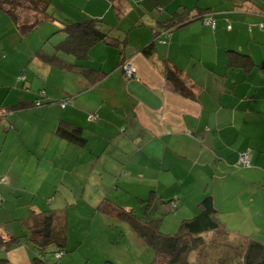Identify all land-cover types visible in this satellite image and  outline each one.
<instances>
[{
    "label": "crops",
    "instance_id": "1",
    "mask_svg": "<svg viewBox=\"0 0 264 264\" xmlns=\"http://www.w3.org/2000/svg\"><path fill=\"white\" fill-rule=\"evenodd\" d=\"M50 1L53 24L100 20L119 47L99 42L92 48L87 65L102 71L92 83L43 63L37 53L52 50L26 41L29 34L0 10V109L33 103L42 89L53 101L13 114L0 110L1 231L22 227L20 220L32 211H49L35 199L25 204L18 192L33 186V156L62 145L56 131L64 121L81 127L88 139L85 149L66 142L67 152L112 156L120 173L115 187L130 190L140 208L155 192L163 201L177 200L179 218L190 219L212 193L227 229L253 238L259 233L264 243V0ZM179 13L203 14L214 25L197 17L169 37L158 32ZM154 43L156 54L147 58L143 49ZM229 51L248 55L254 66L233 67ZM122 59L134 65L131 80ZM165 64L183 71L195 100L176 92L164 76ZM65 100L72 103L63 107ZM51 149L56 157L59 150ZM245 153L251 167L238 168ZM43 175L36 195L45 187L58 192L56 170ZM2 255L6 264H32L24 245Z\"/></svg>",
    "mask_w": 264,
    "mask_h": 264
},
{
    "label": "trees",
    "instance_id": "2",
    "mask_svg": "<svg viewBox=\"0 0 264 264\" xmlns=\"http://www.w3.org/2000/svg\"><path fill=\"white\" fill-rule=\"evenodd\" d=\"M50 5V0H0V10L13 20L22 35L29 34L44 21L56 19L49 12ZM26 10L32 13L29 19H25L20 14V11ZM187 15L177 14L173 20L163 24L161 26L163 29L159 28L158 32L169 37L173 30L198 17L191 18ZM198 18L206 20L203 14ZM102 23L94 18L63 23L61 31L65 38L54 45L51 52L39 51L37 55L47 65L61 71L80 74L90 82L96 83L102 71L87 65L92 57V48L99 42L119 47L118 40L110 37L102 29ZM143 53L147 58L153 57L156 54L155 43L146 46ZM228 53L233 67L243 66L246 71H249L254 66L248 55L237 51ZM121 56L123 57V52ZM124 59L121 60V69ZM164 76L177 93L192 100L196 99L194 85L187 83L180 68L165 64ZM21 78L19 80L22 82L26 80ZM65 102L72 103L71 100H65L60 104ZM50 103L53 101L42 89L36 94V100L33 103H20L0 110H5L6 114H13L26 110L31 105L40 108ZM56 134L61 140L75 147L87 148L88 139L84 136V130L81 127L69 125L63 121L59 124ZM240 158L236 165L238 168L251 167L240 165ZM140 202L145 206V217H139L133 209L118 205L108 198H105L96 209L103 215L127 222L131 226L135 235L155 253L154 259L146 264H264V243L251 236L227 229L218 217V209L212 193L204 196L198 204V212L194 217L181 221L180 229L176 234L164 233L161 229L162 219H152L150 215L156 209L158 202L170 204L172 210H176L177 200L163 201L155 192H152L147 200ZM20 222L22 230L18 233H4L0 229V252L7 253L19 245H24L32 254V264H46V254L50 251L59 255L68 254L66 251L69 240L67 209L32 211L29 217ZM6 262L7 259L4 256L0 257V263L6 264Z\"/></svg>",
    "mask_w": 264,
    "mask_h": 264
},
{
    "label": "rangeland",
    "instance_id": "3",
    "mask_svg": "<svg viewBox=\"0 0 264 264\" xmlns=\"http://www.w3.org/2000/svg\"><path fill=\"white\" fill-rule=\"evenodd\" d=\"M20 14L25 19L32 16L28 10L20 11ZM61 30L62 27L47 20L31 31L26 36L28 38L26 41L35 40L36 43L41 42L40 47L53 50V46L65 38ZM47 33L48 35L43 37V34ZM21 118L28 117L22 115ZM61 142L62 145L60 141L54 144L59 150L56 157L51 149L55 146L51 147L48 153H42L36 158L33 156L36 161L35 166L34 164L32 166L33 170L38 169V173L33 175V186L18 192L21 193L20 198L25 199V204L30 202L31 205L35 199L34 203L42 205L49 211L53 209L68 211L69 240L66 249L68 254L59 255L50 251L46 254V264H146L152 261L155 253L135 235L127 222L103 215L96 209V205L102 199L108 198L114 203L135 210L139 217L144 213V209L137 205L136 197L130 190L115 187L120 173L117 174L113 167L115 160L112 156L105 154L99 157L98 154L89 152L90 155L84 153V156L79 158V153H73L72 150L67 152V143ZM48 170H56L59 178L57 186L60 189L57 192L56 189L51 191L45 187L36 195L43 174ZM63 181L65 184H61ZM79 199H83V202ZM183 204L181 202V205ZM179 211L181 209L172 210L170 204L158 202L150 217L162 219L161 229L164 233L176 234L183 219L179 218ZM10 230L12 233H18L22 227L16 225ZM254 239L263 241L259 239V233ZM2 256L0 252V257Z\"/></svg>",
    "mask_w": 264,
    "mask_h": 264
},
{
    "label": "built area",
    "instance_id": "4",
    "mask_svg": "<svg viewBox=\"0 0 264 264\" xmlns=\"http://www.w3.org/2000/svg\"><path fill=\"white\" fill-rule=\"evenodd\" d=\"M206 22L207 23H212L214 25V22L212 20H210V19H207ZM122 69H123L125 77L127 79H132V78L135 77V69H134L133 65L129 61H125L122 64ZM21 79H24V78H21ZM68 104H69L68 102H65V103L62 104V106L65 107ZM96 119H97L96 116H91L90 117V120L95 121ZM239 164L244 166V167H250L251 166V161H250L249 154L242 155L241 158H240ZM174 207H176V205Z\"/></svg>",
    "mask_w": 264,
    "mask_h": 264
}]
</instances>
